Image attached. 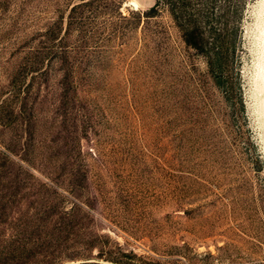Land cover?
Returning a JSON list of instances; mask_svg holds the SVG:
<instances>
[{"label":"rangeland","instance_id":"1","mask_svg":"<svg viewBox=\"0 0 264 264\" xmlns=\"http://www.w3.org/2000/svg\"><path fill=\"white\" fill-rule=\"evenodd\" d=\"M263 2L237 0L226 90L183 41L221 21L0 0L9 264H264Z\"/></svg>","mask_w":264,"mask_h":264},{"label":"trees","instance_id":"2","mask_svg":"<svg viewBox=\"0 0 264 264\" xmlns=\"http://www.w3.org/2000/svg\"><path fill=\"white\" fill-rule=\"evenodd\" d=\"M154 4L149 10V17L157 14L159 8H165L174 22L184 21L194 24L199 21L216 22L221 21L223 27L215 31L212 36L205 40H195L188 34L183 35L184 44L202 55L207 64L209 73L214 77L218 85L223 84L226 90H230L229 83L230 59L234 53V34L238 32L236 17L238 14L237 0H153ZM178 29H180L178 27ZM67 91V90H66ZM31 133V132H30ZM31 139V134L29 135ZM28 146L25 147L24 152ZM18 176H14L8 188H12L8 194L0 195V220L5 217L6 204L20 190ZM8 198V199H5ZM12 202V201H11ZM42 218V217H41ZM45 219V218H43ZM0 264H9L15 254L11 251L0 252ZM9 260V261H8Z\"/></svg>","mask_w":264,"mask_h":264},{"label":"bare ground","instance_id":"3","mask_svg":"<svg viewBox=\"0 0 264 264\" xmlns=\"http://www.w3.org/2000/svg\"><path fill=\"white\" fill-rule=\"evenodd\" d=\"M264 3V2H263ZM264 6V5H263ZM261 79L264 81V73L261 75Z\"/></svg>","mask_w":264,"mask_h":264}]
</instances>
